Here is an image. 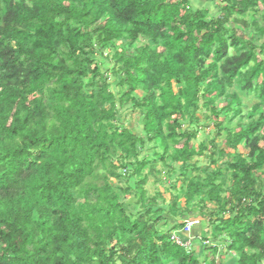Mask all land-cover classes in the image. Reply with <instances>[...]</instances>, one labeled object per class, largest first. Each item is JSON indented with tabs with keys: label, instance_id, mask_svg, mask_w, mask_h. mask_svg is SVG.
<instances>
[{
	"label": "trees",
	"instance_id": "trees-1",
	"mask_svg": "<svg viewBox=\"0 0 264 264\" xmlns=\"http://www.w3.org/2000/svg\"><path fill=\"white\" fill-rule=\"evenodd\" d=\"M221 2L210 16L188 0H0V264H198L170 241L195 201L215 207L206 250L264 263V0ZM105 52L125 87L118 99L92 65ZM235 79L254 101L244 113ZM125 103L139 110L141 136L114 124ZM201 104L224 162L186 179L194 135L182 126ZM147 143L160 153L139 159ZM167 154L182 179L165 201L148 196L141 172ZM123 177L133 187L109 184Z\"/></svg>",
	"mask_w": 264,
	"mask_h": 264
},
{
	"label": "rangeland",
	"instance_id": "rangeland-1",
	"mask_svg": "<svg viewBox=\"0 0 264 264\" xmlns=\"http://www.w3.org/2000/svg\"><path fill=\"white\" fill-rule=\"evenodd\" d=\"M222 0H188L189 2V8L190 10L196 11L199 9H206L210 16H217V7L222 6ZM234 28V27H233ZM240 33V32H239ZM243 34L244 38L247 39V36H249L250 32L241 33ZM240 53V51H239ZM238 53V54H239ZM92 65L95 66L101 74H105V77L107 78V81L110 85L111 91L116 95V99L119 98L120 94L125 90V87H117V81L118 78L115 74L118 65L113 60V57L111 56L110 52L105 53H95L92 60ZM119 76V75H118ZM239 85L236 83V79L233 83V88L230 92H236V94L239 97V101L244 105L242 108L243 113L246 111V108H249L251 105L254 104V101L251 99L250 95L243 96L239 92ZM136 95V94H135ZM137 96V95H136ZM138 97V96H137ZM217 103V102H216ZM223 104V103H222ZM221 105V104H220ZM222 106V105H221ZM243 114H241V120L239 121L242 123V125L248 123V119L246 117H243ZM216 118L213 117V114L211 113V106L206 107L203 104H201L199 112L196 114V118H194V122H190L188 125L183 124L182 130L186 131L188 133H193L194 139L189 141L188 147L190 150H193L195 155L191 158V161L188 163L191 167L195 168L194 170L188 169L185 173L186 179L188 178H194L198 175H200L199 179L202 180L203 175L197 173V169L199 170H209L213 171L216 169V167L220 166L222 162H224L223 158H219L216 153L210 148V142L215 136L218 125H216ZM223 123L225 126L228 125L230 128L232 127L233 123H237V118L234 119L232 123H229L232 119V116L229 114L226 118H224ZM223 120V119H219ZM218 121V119H217ZM114 124L118 125L121 128L127 129L130 132H133L136 134V136H141V123L139 121V110L131 109V106L129 104H123L122 106L116 104V112H115V121ZM231 124V125H230ZM264 131V128H263ZM184 140H180V145L183 144ZM215 146L216 148L221 149L224 148L223 142L219 139H215ZM179 145V146H180ZM260 145V144H259ZM200 146L204 149L203 153L197 155ZM160 147L156 145L155 143H147L146 148L143 149L144 152H139V159H143L145 155L153 154L154 153H160ZM215 153V156L213 159L209 158L210 153ZM238 153L243 154L244 151L241 147L238 148ZM170 154V153H168ZM163 156L161 160L156 158V160H153V163H150L147 165L141 172V177H145V185L143 186V189L146 190V193L149 197L154 195L156 192L161 194L163 199L165 201L169 200V196L171 192L173 193V190L171 191V188H174V193L176 194L178 192V188L180 186V179L182 177H178V168L180 164L173 165L169 161V155ZM212 161H214L216 164H212ZM262 172V173H261ZM118 174H124L123 172H118ZM125 175V174H124ZM257 176V173L255 174ZM260 178H261V186L262 189H264V166L261 168L260 171ZM123 177V180L116 181L112 178H109V184L110 185H118V186H124L125 181L129 186L133 187V184L136 182L135 178L132 179H125ZM226 195V193H224ZM131 199V196L126 198H123V203L128 202ZM196 201L193 202V205L191 207L194 209L195 213L194 219L195 224L190 232L189 235H183L181 233H178L182 235V238L189 240L190 250H187V255H193L194 258L197 259L198 264H207L209 261L214 258V261L219 260L221 264H232V255H224L226 247L217 246L218 252L217 253H211L210 250H206L205 248L214 246L212 239H210V232L212 230L211 227L208 226L207 223V216L208 212H214L215 207L213 204L205 203L206 209H202L201 207L196 206ZM158 204L159 203L158 201ZM179 206H183V200H179ZM202 214V215H201ZM200 216V217H199ZM179 221H176V224H181V222L187 220L182 219V217L177 218ZM173 224V223H172ZM171 222H168L167 224H164L163 222H159L156 224V227H161L162 231L168 230L172 226ZM182 226V225H181ZM204 233H208L210 236H207V239L202 240V236ZM177 234V233H176ZM264 264V263H263Z\"/></svg>",
	"mask_w": 264,
	"mask_h": 264
},
{
	"label": "built area",
	"instance_id": "built-area-1",
	"mask_svg": "<svg viewBox=\"0 0 264 264\" xmlns=\"http://www.w3.org/2000/svg\"><path fill=\"white\" fill-rule=\"evenodd\" d=\"M195 219H188V220H185L183 222V227L182 229L179 231V233L183 234V235H189L194 224H195ZM178 234V233H177ZM176 233H173L171 235V238H170V241H172L174 244H176L177 246L179 247H183L185 249H188V251L190 250V242L189 240H181L180 237L177 235Z\"/></svg>",
	"mask_w": 264,
	"mask_h": 264
},
{
	"label": "crops",
	"instance_id": "crops-1",
	"mask_svg": "<svg viewBox=\"0 0 264 264\" xmlns=\"http://www.w3.org/2000/svg\"><path fill=\"white\" fill-rule=\"evenodd\" d=\"M225 264V263H224Z\"/></svg>",
	"mask_w": 264,
	"mask_h": 264
}]
</instances>
